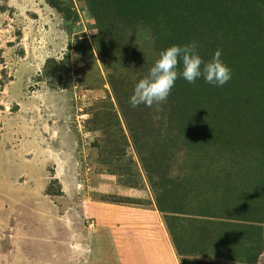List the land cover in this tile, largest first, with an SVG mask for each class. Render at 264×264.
<instances>
[{"label":"rangeland","instance_id":"rangeland-1","mask_svg":"<svg viewBox=\"0 0 264 264\" xmlns=\"http://www.w3.org/2000/svg\"><path fill=\"white\" fill-rule=\"evenodd\" d=\"M192 41L230 81L132 108L159 53ZM150 178L186 208L161 211ZM130 188L181 264H264V0H0V264H87L73 230Z\"/></svg>","mask_w":264,"mask_h":264},{"label":"crops","instance_id":"crops-1","mask_svg":"<svg viewBox=\"0 0 264 264\" xmlns=\"http://www.w3.org/2000/svg\"><path fill=\"white\" fill-rule=\"evenodd\" d=\"M118 193L132 203L93 201L92 215H96L97 224L94 221V226L73 230L74 260L83 257L87 264H181L162 214L156 206L142 204L149 196L134 188ZM82 236L85 243L78 240Z\"/></svg>","mask_w":264,"mask_h":264},{"label":"clouds","instance_id":"clouds-1","mask_svg":"<svg viewBox=\"0 0 264 264\" xmlns=\"http://www.w3.org/2000/svg\"><path fill=\"white\" fill-rule=\"evenodd\" d=\"M199 44L192 41L184 45H171L159 53V58L148 73L135 84L129 98L132 108L140 105L152 108L167 101L175 82L183 78L189 84L197 79L212 86L222 87L232 77L231 69L221 59L217 49L212 58L205 61L198 52Z\"/></svg>","mask_w":264,"mask_h":264},{"label":"trees","instance_id":"trees-1","mask_svg":"<svg viewBox=\"0 0 264 264\" xmlns=\"http://www.w3.org/2000/svg\"><path fill=\"white\" fill-rule=\"evenodd\" d=\"M150 182L152 184V187L154 188V191L156 192V201L158 204V208L161 211L166 212V213H176L178 210L181 211L185 207L183 203H181V204L178 203V206H175V208H168L169 206L166 205V203H170V200H168V198L165 195V193L168 192V190H165L167 186L162 181L161 182H155L154 179H152V178H150ZM211 186H213V182H211ZM159 189H160V191H158ZM126 203H132V201L124 202V203H114V204H126ZM234 215H237V214L235 213V214H233V216ZM242 215L243 214L237 215V216H242ZM242 217L244 218L247 216H242ZM167 223H168L169 229L172 232L173 236H175L173 233L175 228L173 227L169 218H167Z\"/></svg>","mask_w":264,"mask_h":264}]
</instances>
